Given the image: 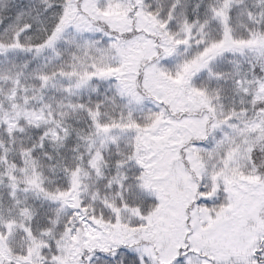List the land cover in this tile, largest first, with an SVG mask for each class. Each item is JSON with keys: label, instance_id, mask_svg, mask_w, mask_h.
<instances>
[{"label": "snow or ice", "instance_id": "6c2138e0", "mask_svg": "<svg viewBox=\"0 0 264 264\" xmlns=\"http://www.w3.org/2000/svg\"><path fill=\"white\" fill-rule=\"evenodd\" d=\"M0 264H264V0H0Z\"/></svg>", "mask_w": 264, "mask_h": 264}]
</instances>
